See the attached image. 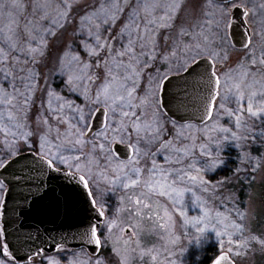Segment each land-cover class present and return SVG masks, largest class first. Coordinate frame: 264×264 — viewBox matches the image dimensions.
I'll use <instances>...</instances> for the list:
<instances>
[{"label":"snow or ice","instance_id":"6c2138e0","mask_svg":"<svg viewBox=\"0 0 264 264\" xmlns=\"http://www.w3.org/2000/svg\"><path fill=\"white\" fill-rule=\"evenodd\" d=\"M231 4L233 7H247L245 0H231ZM28 7H31L30 19H27L24 31L9 29L10 34H6L0 39V103L12 106L17 113L18 119L15 126L18 128L27 127L23 121L28 119L29 108L27 105L30 101V97L18 86L17 81L19 80L23 84L24 89L31 91L33 94L39 90V80L44 78L45 73L38 72L37 68L43 65L49 53L56 49L58 41L63 43L61 37L63 32L67 31L66 23L72 19V14L76 13L80 15V32L75 37L73 44L66 45L67 51L61 48L60 52L52 57L53 64L48 73L52 76L60 77L70 96L57 95L50 89L47 90L48 96L55 97L57 101H62L59 105V110L62 111L65 107H68L76 114L75 123L70 125L68 134L75 135V143L81 146L86 143L84 137L90 131L89 120L92 118L93 112L103 107L106 117L109 114L115 116L117 107H119L120 119L114 127L106 124V129L112 127L113 132L121 133L120 142H127L131 145L133 154L137 157L134 161L136 164L140 162L141 157L156 155V153L151 152L150 147H141V140L150 146L160 141L165 132V124L161 122L158 114L159 105L155 101H150L151 89H149V93L139 98L138 103H134L137 99L135 92L138 87V78L142 75L141 68L147 65L149 61L154 63L158 58H162L164 61L169 60L168 55H164L159 51L162 33L158 29L168 30L167 39L172 42V48L184 47L186 49L185 59L169 69L176 72L177 75H180L182 71H187L189 67H191V72H188L189 75L192 72H196L201 67L197 57L205 60L208 58L213 60L227 59V52L222 47L225 34L219 31L222 26H226L225 16L227 15V10H212L210 0H96L95 4L88 3V0H31L30 4L26 3L25 0L0 2V12L7 11L9 15L13 12L20 15ZM260 8L264 9V4H261ZM159 12H163V15H158ZM124 14H126L129 23L124 25V31L119 35L123 37L126 32L128 40L127 44H122L121 50L117 51L107 43H101L102 39H104L102 32L107 31L106 25L110 26ZM244 15L247 16L248 12L246 11ZM61 21H64V23H61ZM141 24H143L145 29L143 37L139 34ZM193 24L200 29L198 33H192L196 43L182 44L183 37L189 34V28ZM57 28L62 31L57 32ZM133 29L136 30L135 39L133 38ZM49 37H52V39L49 40ZM108 39H111V37H108ZM77 40L79 41V48L82 49L89 59L96 58L98 61L101 58V50H108V56L104 62L105 74L102 76L100 71L96 73V79L102 80V83L98 86L95 95L91 93V89L88 87V84L93 79L91 72L88 70L93 67V64L85 62L81 55L75 51L74 45ZM217 41L220 42L221 52H224V55H221V52L216 50ZM138 42L141 47L139 54L134 51ZM256 47V44L249 39L245 45L247 49L245 55L251 58V65L241 64V82L233 85L237 89L236 103L238 108L235 111L225 109L229 117L235 116L237 131L215 140L214 149L202 151L201 155L207 156L208 159L199 162V166H197L196 161L188 165L189 168L195 170L196 175H190L183 168H162L153 159V167L147 170L149 179L145 181L150 190L158 191L160 195L172 197L176 204H181L184 200L185 192L191 191V189L179 187L178 185L184 183L185 177L194 184L206 185L208 181L204 179L201 173H214L218 168L227 164L226 160L220 159V153L224 151V144L229 141L233 142V146L238 149L236 159L239 162V166L235 169L232 176L218 181L219 186H224L230 181L247 179L246 176L241 177L240 175L245 167H250L255 172L264 166V155L257 158L250 151H246L244 147L250 136L254 140L264 141V128L255 130L254 125L249 124L244 115H242L244 111L242 101L245 98V92L241 90L246 77L252 78L251 83L246 85L248 89H252L257 84L260 85L261 89H264V25L261 27L259 48L261 56L258 61L255 58ZM145 49L148 50L145 51ZM69 53H71L70 58ZM176 55L175 51L171 53L172 57H176ZM123 57H128V63H124ZM21 59L24 60L23 65H21ZM28 65H33L34 67H28ZM112 65L123 70V82L114 74ZM95 67L100 69V64L96 63ZM197 75L199 77L197 83L210 93V96L201 98V104L204 108V116L201 118L203 119L206 116L208 119H212V112L209 110V105L212 103V90L207 85L213 83L218 90L220 79L217 77L213 80V77H216V73L213 72L209 75L207 67H205L203 73H197ZM108 77H111V79H108ZM33 81L35 83H32ZM127 81H131L130 87L124 83ZM45 82L47 83V81ZM153 83L158 85L159 80L150 79V84ZM177 87L178 91L174 94L173 99L179 110L185 104L184 98L188 93L186 86L178 85ZM9 88L12 89L11 92L8 90ZM216 94H218V91ZM72 96L83 97L84 106L76 105L71 98ZM256 96V91H250L247 113L249 117L259 118L264 123V96H262V106L260 107L253 103ZM13 100L16 101L15 104H13ZM118 101L119 104H117ZM149 102L154 105L156 111L152 113L150 123H141L138 113L131 110L140 109ZM125 108L128 111H125ZM51 110L53 112L57 111L56 108H51ZM130 115L132 117L131 121L125 122L124 118ZM9 118L12 119L11 116ZM43 124L46 125L47 121H43ZM214 128L223 133H229L230 131L227 127H219L218 122L214 125ZM73 129L75 130L74 132L72 131ZM129 129H131L130 132ZM50 132L51 129L48 132H44L41 127V121H37V129L35 131L20 133L23 137V142L28 144L32 149V153H34V155L30 154L31 159L23 155L18 140L14 139L10 142L5 139L2 146H0V196L5 197L4 201L0 203V215L8 216L10 226L20 225V210L30 206L31 198L45 188L48 173L53 171L61 172L62 164L67 165L68 169L76 167L77 171H81L78 164L69 163V158L60 151L63 143L50 146L48 139ZM126 132L128 135H123ZM133 133L137 137L134 144L131 143ZM13 135L15 136V133ZM97 135L104 136V133L100 132ZM31 137H35V140L31 141ZM37 144L38 148L36 147ZM52 147H55L57 151L52 152ZM201 147L203 148L204 146ZM100 148L102 151L108 152L109 156L112 155L106 144L101 143ZM160 150L167 153L164 155V160L169 165L174 163L181 164L185 158L191 155V146L185 145L183 148H174L172 141L160 144ZM171 153H182L183 155L173 158ZM75 160L79 161L80 156H76ZM128 167L129 165L123 162L115 163L117 172H123ZM132 170L139 175V168ZM62 174L67 177L76 176V172H68L67 170H64ZM124 175L127 177V173H124ZM170 177H172L171 181ZM117 179L119 180V176ZM79 180L85 187H89V181L85 175H80ZM131 183L137 184L139 181L131 180ZM124 186L128 187V184L125 183ZM13 188L18 189L22 195L19 196L13 207L8 209L7 197L11 194ZM203 190L207 191V188ZM92 195L95 196V193H92ZM193 196H195V193H193ZM205 216H208L207 212H205ZM218 218L219 214H217V222H222ZM209 222L211 223V218H209ZM233 227L236 226L233 225ZM220 234L217 233V235ZM91 236L95 239V228L92 229ZM0 237H4V240L0 242V264H10L15 257L9 250L7 232L3 228H0ZM96 243L99 244V241L97 240ZM24 259L26 264H29L31 257L28 256ZM221 259H226V257H221ZM48 264H59V261L50 257ZM68 264H89V262L81 260L77 256L69 260ZM96 264H103V262L97 260ZM216 264H220V261L218 260Z\"/></svg>","mask_w":264,"mask_h":264},{"label":"rangeland","instance_id":"374dc122","mask_svg":"<svg viewBox=\"0 0 264 264\" xmlns=\"http://www.w3.org/2000/svg\"><path fill=\"white\" fill-rule=\"evenodd\" d=\"M0 2H7V0H0ZM25 2L30 4L31 0H25ZM88 3L95 4L96 0H88ZM210 3L212 10H227V15L225 16L226 26H222L221 29H219V31L225 34L222 47L227 52V59L213 60L209 58L214 65L216 76L220 79L217 100L212 110V119L200 125L199 129L194 130V125H176L171 123V121L164 117L159 107L158 114L161 122L165 124V132L160 141L150 146L146 145L145 142L141 140V147H150L151 152L156 153V155L141 157L138 164L134 163L137 157L133 154L131 145L127 142H120L121 133L113 132L112 127L106 129V124L114 127L116 122L120 119L119 107H117L115 116L109 114V116L106 117L104 115L103 128L100 129L99 132L96 131L92 133L89 138L85 136L84 138L88 141H86L85 145L81 146L75 143V135L68 134L70 125L75 123L76 114L68 107H65L62 111L59 110V105L62 101H57L55 97L48 96V89L63 97L70 96L64 84L61 82L60 77L52 76L48 73L53 64L52 57L59 53L61 48L67 51L66 45L73 44V42L69 43L65 40V35L71 36V39L72 37L75 39L80 32V15L76 13H73L72 19L66 23L67 31H64L61 37L63 43L58 41L56 49L49 53L44 64L37 68L38 72L45 73L44 78L39 80V90L33 94L31 91L24 89L23 84H21L19 80L17 81L18 86L30 97L29 104L27 105L29 108L28 119L23 121L27 127H16L15 124L18 119L17 113L13 110L12 106L6 103H0V146H2L5 139L10 142L15 139L19 141L22 152L32 151L29 145L23 142V137L20 133L35 131L37 129V121H41V127L44 132H48V130L51 129L48 135L50 146L63 143V147L60 151L64 156L69 158V163L78 164L81 171H77L76 167L68 169L67 165L63 164L61 165V169L85 175L88 179L90 190L92 193H95V196H91L96 206L100 208L106 216L101 229V237L106 246L111 243V236L112 238H118V241H121V243L129 240L131 234H126L123 232L122 228L124 226L125 228L131 229V231L134 229V226L129 223V215H127L128 212L131 213V211L128 210V202L130 200L132 201V199L126 196L129 195L128 193H131L132 186H136L137 188L135 189H139L142 192L143 197L140 198V201H142L140 208L135 210L133 207V211L135 210L138 211V213L145 214L149 221L147 219L145 223L139 221V227L135 235L132 233V236L134 240H139V243L137 242L136 244L142 247V249H145L144 251L138 249L139 254L136 255L138 258H144V264H198V262H201L209 255V257L213 259L220 252H228L235 260L236 264H256L257 260L254 259V253L258 257V262L262 260L263 263L261 264H264V166L260 167L255 172L250 167H245L244 170L241 171V177H247V179H241L246 184V187L243 189L245 193L241 195H239L237 189H230V187H228V184L233 183L237 185L239 181H230L224 186H219L218 184V181L223 180L225 177L232 176L235 169L239 166V162L236 159L238 149L233 146V142L229 141L224 144V150L228 149L234 157L236 166L233 173L227 176H219L218 174L223 170L225 165L218 168L214 173L205 174L202 172L201 175L204 176L205 180L214 176L217 177L215 183H211V185L210 183L206 185H201L199 183L194 184L185 177L184 183L178 186L187 187L191 189V191L185 192L184 200L181 204H176L172 197L160 195L158 191L150 190L145 183V181L149 179L147 170L153 167V159H155L157 165L162 168H183L190 175H196L195 170L189 168L188 165L196 161L197 166H199V162L208 159L207 156L201 155L202 151L214 149L215 140L226 135H231L232 132L237 131L235 116L229 117L225 109L228 111H235L238 108L236 103L237 89L233 87V85L241 82V64L246 63L251 65V58L245 55L247 51L245 45L248 43L249 39L257 46L255 58L257 61L260 59L261 27L264 25V9L260 8V5L264 4V0H245L247 7H238L243 13L246 11L248 12L247 16H243L244 26H242V30L240 28L241 32H239V40H241L242 37L245 38L243 47H237L235 44H232V36L234 34H232V36L229 34L231 33L230 25L232 26L230 12L236 7L232 6L231 1L223 4L214 1H210ZM30 12L31 7H28L20 15H17L15 12L11 15H9L7 11L0 12V39L6 34H10L9 29L23 32L27 19H30ZM158 15H163V12H159ZM61 23H64V21H61ZM126 23H129V21L127 20L126 14H124L110 26L106 25L107 31L102 32V37L104 39H102L101 43H107L115 50L120 51L121 45H126L128 40L126 32L123 37L119 35L124 31V25ZM56 30L57 32L62 31L59 28ZM94 30L93 27V31ZM85 31H87V29H85ZM158 31L162 33L159 51L164 55H168L169 60L164 61L162 58H158L154 63L149 61L147 65L141 68L142 75L138 78V87L135 92L137 99L134 103H138L139 98L145 96L146 93H149V89H151L150 101H155L156 104L159 105L156 91L158 92L160 82L167 73H176L169 69L175 67L177 63L185 59L186 49L184 47L177 49L171 47L172 42L167 39L169 35L168 30L158 29ZM199 31L200 29L196 28L193 24L189 28V34L183 37L181 43H196V39L192 33H198ZM139 34L141 37L145 35L143 24L140 25ZM135 36L136 30L133 29L134 39ZM108 37H111V39H108ZM51 39L52 37H49V40ZM216 43V50L221 52L220 42L217 41ZM74 49L81 55L85 62L93 64V67L88 70L93 76L88 87L91 89V93L95 95L98 86L102 83V80L96 79V73L100 71L102 76L105 74L104 62L107 59L108 50H101V58L97 61L96 58L89 59L83 53L82 49L79 48L78 40L74 45ZM147 50L148 49H145V51ZM134 51L137 54L141 52L139 42L136 44ZM173 51L176 52V57L171 56ZM221 55H224V52H221ZM70 56L71 53H69V58ZM198 58L200 57H197V59ZM123 61L124 63H128V57H123ZM96 63L100 64V69L95 67ZM23 64L24 60L21 59V65ZM215 65L221 68L215 69ZM28 67L34 66L28 65ZM112 69L114 74L123 82V70L117 68L115 65H112ZM108 79H111V77H108ZM150 79H158V85L155 83L150 84ZM251 79V77H246L242 84L241 90L245 92V98L242 101V107L244 109L242 115H244L249 124L254 125L255 130H259L264 128V123H262L259 118L248 116V95L250 91H256L257 96L254 98L253 103L257 107H260L262 106L264 89H261L259 84L255 85L252 89H248L246 85L251 83ZM45 81H47V83ZM32 83H35V81ZM124 83L129 87L131 86V81ZM8 90L10 92L12 91L11 88ZM71 98L76 105L80 107L84 106L83 97L72 96ZM15 103L16 101L13 100V104ZM117 104H119V101ZM50 105L51 108H56L57 111L53 112ZM100 109H103L105 112L103 107ZM124 110L128 111L126 108ZM254 110H256V108H254ZM131 111H136L138 113L141 123H150L152 120V113L156 111V108L149 102L142 108L132 109ZM94 115L95 113L93 112L92 118L89 120V127ZM10 116L12 119L9 118ZM124 119L125 122H130L132 117L130 115ZM45 120L47 121L46 125L43 124ZM217 122L219 127L229 128V133H223L214 128ZM72 131L74 132L75 130L73 129ZM130 131L131 129H129V132ZM100 132H103L104 136H98L97 133ZM14 133L15 136L13 135ZM198 133L201 135V143H195L192 137L193 135L198 136ZM123 135L127 136L128 133H123ZM142 135L144 134L142 133ZM30 140L34 141L35 137H31ZM136 140L137 137L133 133L131 143H136ZM167 141H172V146L174 148H183L185 145L191 146V155L185 158L181 164H167L164 160V155L167 153L160 150V144L166 143ZM101 143L106 144L111 152L112 146L116 144L129 147L131 150V157L126 161H122L117 157L115 158L113 153L109 156L108 152L101 150ZM201 146L204 147L202 148ZM36 147H39L38 144ZM244 147L246 151L250 152L259 149L256 155L251 152V154L257 158L264 155V141L254 140L250 136ZM56 151L57 149L52 147V152ZM222 153L223 151L220 154ZM213 154L215 155V153ZM171 155L175 158L183 154L171 153ZM76 156H80L79 161L75 160ZM196 156L202 159H196ZM116 162L126 163L129 167L125 168L123 172H117L115 170ZM134 168L140 169L139 175L132 170ZM124 173H127V177H125ZM118 176L119 180L117 179ZM171 179L172 177H170V181ZM131 180H138L139 183L132 184ZM125 183L128 184V187L124 186ZM204 188H207V191H204ZM193 193H195V196H193ZM193 201H195V203H193ZM147 202L150 204L147 205ZM205 212L208 213L207 217L205 216ZM217 214H219L218 219L222 222H217ZM209 218H211V223L209 222ZM119 223L121 226H117ZM226 225L227 227H225ZM233 225L236 227H233ZM117 233L119 235H116ZM217 233L221 234L217 235ZM74 257L70 256L67 260H72ZM119 257L123 264H128L129 261H131V258L126 254H119ZM68 261L66 264H68ZM63 263L65 264L64 259L59 261V264ZM43 264H48V261H45Z\"/></svg>","mask_w":264,"mask_h":264},{"label":"water","instance_id":"95a60500","mask_svg":"<svg viewBox=\"0 0 264 264\" xmlns=\"http://www.w3.org/2000/svg\"><path fill=\"white\" fill-rule=\"evenodd\" d=\"M220 3L230 2L231 0H214ZM231 21L236 22L234 32L240 34L244 26L243 11L236 7L232 10ZM241 28V30H240ZM245 38L242 37L240 43L234 44L237 47H243ZM201 65L196 72H192L191 67L183 71L179 76H170L166 78L160 88V102L163 110L169 115L170 119L179 123L201 124L208 118L204 116V108L201 104L202 97L210 96V93L199 85L197 73H203L205 67L211 75L214 72L213 63L207 59H197ZM217 78L213 77V80ZM178 85L186 86L188 95L184 98L185 104L178 110L173 99L174 94L178 91ZM212 90V103L209 110H212L214 101L217 98V89L213 83L207 85ZM104 110L99 109L95 112L92 120L91 133L99 131L104 125ZM115 152H121L119 158L126 159L130 155V150L121 146H114ZM34 153H23L31 159ZM119 156V155H118ZM61 172H50L45 181V188L31 198L30 206L20 210V225L10 226L8 216L0 215V228L7 232V243L9 250L14 254L13 262L17 264H26L25 257L31 259L43 255H49L59 247L67 249L88 248L91 254H95L98 249L97 238H92L91 231L99 226L103 216L96 208L90 196L89 190L79 180V176L67 177ZM26 194V193H25ZM22 194L18 189L13 188L11 194L7 197V207L11 209ZM5 197L3 196L2 202ZM4 237H2V241ZM1 241V242H2ZM38 253V254H37ZM226 257V259H221ZM234 264L227 253L219 254L211 264Z\"/></svg>","mask_w":264,"mask_h":264},{"label":"flooded vegetation","instance_id":"af4514ba","mask_svg":"<svg viewBox=\"0 0 264 264\" xmlns=\"http://www.w3.org/2000/svg\"><path fill=\"white\" fill-rule=\"evenodd\" d=\"M219 68H221V67L218 66V65H215V69H219ZM170 75H176V73H170V74L167 73V75H165V77L162 79V81L160 82V86H159L158 92L156 91V94H157L156 96L158 97V99L160 98V88H161L162 82H163V80L166 77H169ZM159 105H160L159 106L160 107L159 110H161V113L164 115V117L167 120L171 121V123H173V124H176V125H191V126L194 125V128H193L194 130L199 129L200 125H202V124H197V123L181 124L179 122H176V121L170 119L169 115L162 109L160 99H159ZM192 137L195 140L194 141L195 143H201L202 142L201 135L199 133H198V136H194L193 135ZM84 139H85V141H88L86 138H84ZM251 152H253V154L256 155L254 150H252ZM111 153H113L115 158L116 157L118 158V155H119V157L121 155H123V153H121V152H115L114 149H113V146H112V152ZM130 157H131V150H130L129 157L126 160H128ZM195 158L196 159H202V158H199L198 156H196ZM118 159L120 160V158H118ZM220 159L221 160H226L227 162L232 160L234 162V157L232 156V153L228 151V149H225L223 151V153L220 154ZM126 160H122V161H126ZM235 166H236V164H235ZM235 166H234V168H235ZM223 171L224 170H222L221 172H223ZM233 171H234V169H233ZM233 171H232V173H233ZM220 173L218 174L219 176H222V175L223 176H227L225 174V172H224V174H220ZM216 178L217 177L214 176V177H212L210 179H206V180H208V183H210V185H211V183H215ZM228 187H230V189H237L238 192H239V195H241L242 193H245V192H243V189H244V187H246V184H245V182H243V180H241V181H239V183L237 185H235L233 183L228 184ZM88 188H89L90 194L92 195V191L90 190V186ZM135 188H137V187L136 186L135 187L132 186L131 193H128L129 195L126 196L127 198H131L132 199V201L130 200L128 202V204H129L128 210L131 211V213L128 212L127 215H129V223H131L134 226V229H132V231H131V229H129V228H125L124 226L122 227L123 228V232H125L126 234H129V233L131 234V236L129 237V240L124 241L123 243H121V241L120 242L118 241V238H112V236H111L110 237V239H111V243L110 244H108L106 246V244L103 243V240H102V237H101L102 236L101 235V229L103 227V224H104L106 216H105V213L102 212V210L99 208V210L102 213L103 219H102V222L99 224V226H97V228H96V237H97V239L99 241V245H98L97 252L95 254H91L89 252L88 248H80V249H77V250H74V249L70 250V249H67V248H64V247L63 248L59 247V248H57V250L55 252H53L50 255H44L43 257L41 256V257L34 258L33 260H31L29 262V264H43L45 261H48L50 257L51 258H55V259H57L59 261L64 259V262L66 264L67 261H68L67 258H69L70 256L81 257L80 258L81 260L88 261L89 264H96L97 260L102 261L103 264H123L120 261L119 254H122V255L126 254L127 256H129L131 258V261H129L128 264H144V258L143 257L138 258V256H136V255L139 254V250L138 249H141L143 251L145 249H142V247H139V245L136 244L137 242L139 243V240L138 239H137V241L134 240V238L132 236V233H133V235H135V233H136V231H137V229L139 227L140 222L145 223L146 219H147V216L145 214L138 213V211H135V210H137V208H140V205L142 203V201H140V198L143 197L142 196L143 195L142 192L139 189H135ZM2 198H3V196H0V203H1V199ZM240 198H242V197H240ZM94 204H95V202H94ZM148 204H150V203L147 202V205ZM94 206H96V204ZM133 207L135 208L134 211H133ZM147 220L149 221V219H147ZM117 226H121V224L119 223V225H117ZM116 235H119V234L117 233ZM1 241L2 240H1V237H0V242ZM220 253H223V252H220ZM220 253H218V254H220ZM213 255H216V254H213ZM229 256H230V254H229ZM232 260H234V259L232 258ZM234 262H235V260H234ZM147 263H148V261H147ZM10 264H15V263L10 262ZM198 264H199V262H198Z\"/></svg>","mask_w":264,"mask_h":264},{"label":"trees","instance_id":"16d2710c","mask_svg":"<svg viewBox=\"0 0 264 264\" xmlns=\"http://www.w3.org/2000/svg\"><path fill=\"white\" fill-rule=\"evenodd\" d=\"M73 39H74V37H72V39H71V36L69 37V36L65 35V40L68 41L69 43H72V42H73ZM258 150H259V149H258ZM258 150H257V151H258ZM257 151H255V153H257ZM234 166H235V163H234L232 160L228 161L227 164L225 165L224 169H223L224 171L221 172L220 174H224V172H225L226 175L231 174L232 171H233V169H234ZM253 256H254V259L257 260V261H256V264H261V263H263L262 260H260V261L258 262V257H257V255H255L254 253H253ZM210 260H212V259L208 256L207 258H205V259H203L201 262H199V264H210V263H209V262H211Z\"/></svg>","mask_w":264,"mask_h":264}]
</instances>
